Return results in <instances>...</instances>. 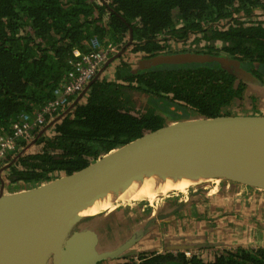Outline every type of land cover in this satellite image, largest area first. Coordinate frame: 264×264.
<instances>
[{
    "label": "trees",
    "instance_id": "16d2710c",
    "mask_svg": "<svg viewBox=\"0 0 264 264\" xmlns=\"http://www.w3.org/2000/svg\"><path fill=\"white\" fill-rule=\"evenodd\" d=\"M258 10L264 0H0V129L53 97L73 50L89 52L94 38L117 51L127 45L70 109L78 95L47 129L50 122L33 131L32 145L19 142L0 162L7 188L72 175L170 122L235 115L230 109L249 88L229 69L149 63L179 53L225 57L264 85V19L252 20ZM206 255L145 253L138 264H264V247L252 244Z\"/></svg>",
    "mask_w": 264,
    "mask_h": 264
},
{
    "label": "water",
    "instance_id": "95a60500",
    "mask_svg": "<svg viewBox=\"0 0 264 264\" xmlns=\"http://www.w3.org/2000/svg\"><path fill=\"white\" fill-rule=\"evenodd\" d=\"M129 42L130 40L127 44ZM126 46L106 61L66 110L85 94L99 73L114 58L119 57ZM209 63H217L230 72L236 71L233 74L248 86L250 92L264 96L261 81L225 57L168 54L153 59L149 64ZM145 64L147 65V61L141 62V65ZM59 117L60 115L57 119ZM54 121L48 123L42 132ZM34 141L32 139L28 146ZM157 168H169L184 176L195 175L216 182L238 183L264 192V112L215 118L195 117L170 122L111 151L79 172L63 175L28 189L10 191L1 178V169L0 264H100L137 255L132 250L133 246L142 238L151 236L158 224L169 216L184 210L186 206L188 208V203L174 206H166V203L167 210H163L165 207L160 208L156 215L149 216L138 229L119 241L107 229V225L113 228V224L106 223L99 216L102 213L110 215L113 211L101 212L95 216H88L87 211L89 205L101 197L111 195L126 180L147 177ZM171 193L177 195L178 192ZM109 235L115 236L113 243H110L113 238L108 239ZM263 243L259 242L261 246ZM161 246L162 243H158L153 250L156 253H177L225 245L210 241L180 246L169 245L165 241ZM160 247L162 251L158 250Z\"/></svg>",
    "mask_w": 264,
    "mask_h": 264
},
{
    "label": "rangeland",
    "instance_id": "374dc122",
    "mask_svg": "<svg viewBox=\"0 0 264 264\" xmlns=\"http://www.w3.org/2000/svg\"><path fill=\"white\" fill-rule=\"evenodd\" d=\"M256 15L258 18L252 20L264 19V11L258 10L256 12ZM128 61L131 62L133 61V59L132 60L128 59ZM241 69L244 72L246 71L243 68ZM231 72L236 74V71L234 70H231ZM246 95L247 98H244L242 101H239L236 104H234V106L230 109V112L235 115L236 114L249 115V114L263 113L264 96L258 93L254 94L250 92L249 89H247ZM155 106L158 112L168 113L167 109L165 108L166 104L163 102V100H156ZM197 184H195L197 185L195 188L188 189L190 187L189 186L184 191H175V193L178 192L177 195L174 193H170L169 195H167L168 197L171 196V198L160 197L158 200H155L152 204H149L146 201L130 202L128 204L119 203L111 206L110 209L109 208L107 210L102 209L99 213L113 211L110 215H107V213H102L101 215H99L107 221L106 223L109 224V222H111L113 224V228L107 225V229L108 231L113 233V235H115L118 239H116L115 236L113 237L112 235H109L108 239L113 238L110 241V243H113L115 239L119 241V239L130 234L131 232H134L136 229H138L139 225H141L144 221H146V219L149 216L151 217L156 215V213L160 211V208L165 207L166 203H167L166 206L168 205L174 206L177 205L178 203L186 202L188 203L189 208L187 209L186 206L184 210L182 211L180 210L176 212L177 218H179V215H182V217L180 216L181 218H179L178 220H174L175 221L174 227L176 228L177 234L180 233L182 235H185V233H189L191 232V230L195 229L197 230L198 233L201 232V234L204 235V239L208 243L210 241L216 242V238H218V240L220 239L219 241L221 242L223 241V236L226 235V232L224 230H217L216 227L221 226L223 224L225 225L228 224V228H233L234 232H238L237 227L240 224V222L238 223V220L242 219L243 220L242 222L244 223L242 229L243 234H245L244 238L246 239L249 238L248 239L249 244L253 243L254 246H261L260 244H258V242L264 239V192H260L255 189L254 191L251 190L252 192L248 196L250 197L248 200L243 199L244 193L230 197L233 198L230 208L224 210L223 212L226 213L231 210L234 211L228 217H221L222 211L220 210V207L217 203L218 201H221L223 199H210V198H214V195L217 194H221L222 196L230 194L229 187L227 188L225 186L226 181L216 182V180H209ZM233 184L236 185V183ZM179 192H185V193H179ZM213 192L215 194H212ZM191 201L193 202L190 204L189 202ZM184 214H186L188 218L186 219V221H183L185 225H182L181 222L185 218ZM252 216L253 218L251 220ZM254 219L258 220L257 224L255 223ZM178 221L180 222V226L178 224ZM252 221L253 223H251ZM169 222H170L169 220H165L162 223L158 224L157 228L153 231L151 236L142 238L135 246H133L132 250L133 251L135 250L137 252V255L151 253V251L148 250L149 249L153 250L157 248L158 241L159 244L162 243L161 247H163L165 241L167 243V239L163 235H164V231L170 225ZM250 223L252 224V226L249 225ZM96 225H99V223H96ZM98 228L101 231L102 228L100 226ZM102 234H104V232H102ZM153 236L156 237L154 240L152 239ZM229 237L234 238V236L231 235H229ZM242 238L243 237H237L236 239L229 242L235 244L236 241L239 242V240ZM225 240L226 239H224V241ZM111 245L112 244H109V246ZM161 247L158 250H161L162 249ZM223 247L220 246L219 248H217L213 246L212 247L208 246L206 248L186 250V253H188L187 254L188 256L195 254L203 258L205 261H207L209 257L206 254L214 253L211 250L220 251L223 249L231 248L227 246H223ZM262 247H264V243ZM199 250L201 252H199ZM152 252H155V250H153ZM127 262L119 261V259H116V260H109V262H105V264H121Z\"/></svg>",
    "mask_w": 264,
    "mask_h": 264
},
{
    "label": "built area",
    "instance_id": "2783aa9c",
    "mask_svg": "<svg viewBox=\"0 0 264 264\" xmlns=\"http://www.w3.org/2000/svg\"><path fill=\"white\" fill-rule=\"evenodd\" d=\"M90 49L87 53L73 50L71 69L65 74V81L54 89L50 100L33 114H20L8 130L0 129V162L18 149L19 142L32 139L36 128L55 120L71 99L83 91L106 61L117 52L113 43H100L97 38L91 40Z\"/></svg>",
    "mask_w": 264,
    "mask_h": 264
},
{
    "label": "bare ground",
    "instance_id": "6f19581e",
    "mask_svg": "<svg viewBox=\"0 0 264 264\" xmlns=\"http://www.w3.org/2000/svg\"><path fill=\"white\" fill-rule=\"evenodd\" d=\"M209 180L210 178H199L195 175L184 176L169 168H157L147 177L126 180L111 195L99 198L89 205L87 215L95 216L102 209H110L118 203L147 201L152 204L161 196L168 197L172 191H184L189 186Z\"/></svg>",
    "mask_w": 264,
    "mask_h": 264
},
{
    "label": "crops",
    "instance_id": "0c3cea01",
    "mask_svg": "<svg viewBox=\"0 0 264 264\" xmlns=\"http://www.w3.org/2000/svg\"><path fill=\"white\" fill-rule=\"evenodd\" d=\"M119 51L120 50H118L116 52V54ZM116 54L115 55L113 54L111 57L116 56ZM230 197L231 196H229V194H227L225 196H222L221 194H217V195H214V198H210V199H223L221 201H218V203H217L219 205V207H220V210L222 211L221 212L222 213L221 214V217H228L234 211V210H231V211H228L226 213L223 212L224 210L230 208V205H231V203L233 201V198H230ZM172 208L173 207H170V209H172ZM163 210H167V208L165 207ZM189 212H190V209H189ZM184 216H185V218L181 222L182 225H185L183 221H186V219L188 218V216H186V214H184ZM181 217H179V218H181ZM179 218L176 217V213H174L172 216H169L167 218V220L170 221L169 222L170 225L164 231V235L163 236L167 239V241L169 242L168 243L169 245H180V246H182L183 244H195V243H201V242L208 243L207 241H205L204 235H202L201 232L198 233L197 230H195V229L191 230V232H189V233H185V235H182L180 233L177 234L176 228L174 227V223H175L174 220H178ZM252 218H253V216L251 217V220H252ZM218 220H219V218H218ZM242 221H243L242 219L241 220H238V223L240 222V224H241V225L239 224V226L237 227V231L238 232H234L233 231V228H228V224L227 225L223 224L221 226H217L216 229L217 230H224L226 232V235L223 236V241H221V242L219 241L220 239L218 240V238H216V242L223 243L225 246L228 245L227 247H231V246H235V245L245 247L247 245H250L248 243V239L249 238L248 239L244 238L245 237V234H243V232H242L244 223ZM254 221H255L256 224L258 223V220L257 219H254ZM251 223H253V221ZM251 223L249 224L250 226H252ZM178 224L180 226V222L179 221H178ZM219 225H220V223H219ZM229 235L234 236V238H230ZM224 237H226V238H224ZM237 237H243V238L240 239L239 242L236 241L235 244L229 242V241H232V240L236 239ZM155 238L156 237L153 236L152 239L154 240ZM159 238H160V236H159ZM224 239H226V240L224 241ZM260 241H262V240H260ZM158 243H159V241H158ZM251 244L253 245V243H251ZM217 248H219V247H217Z\"/></svg>",
    "mask_w": 264,
    "mask_h": 264
},
{
    "label": "flooded vegetation",
    "instance_id": "af4514ba",
    "mask_svg": "<svg viewBox=\"0 0 264 264\" xmlns=\"http://www.w3.org/2000/svg\"><path fill=\"white\" fill-rule=\"evenodd\" d=\"M240 68H243L244 70H246L247 72H249V73H251V68H249V67H240ZM207 186V185H206ZM227 188L229 187V192H230V194H229V196H234V195H239V194H241V193H244V197H243V199H245V200H248L250 197H248L249 195H250V193L252 192L251 190H253L254 191V189H252V188H249V187H247V186H244V185H240V184H238V183H236V185L235 184H233L232 182H229V181H226V185H225ZM212 190V189H211ZM213 191V190H212ZM212 194H214V192L212 193ZM147 202V201H146ZM144 211V210H143ZM180 216H182V215H179V217ZM235 220V219H234ZM211 251H213L214 253L215 252H220V251H214V250H211ZM181 253H184L185 254V256H187V257H190V256H188L187 254L188 253H186V250L185 251H180ZM199 252H201L200 250H199ZM151 253H154V252H151ZM156 253V252H155ZM169 253H171V252H169ZM213 253V254H214ZM149 254V253H148ZM172 254H176V253H173L172 252ZM192 254H194V253H192ZM140 255V254H139ZM139 255H134V256H126V257H124V258H121V260L119 259V261H124V262H129V261H131V262H134V263H136V264H138L139 262H140V260L138 259V256ZM195 255V254H194ZM125 260H127V261H125ZM133 260V261H132ZM118 262V261H117ZM100 264H105V262H103V263H100ZM121 264H124V263H121Z\"/></svg>",
    "mask_w": 264,
    "mask_h": 264
}]
</instances>
